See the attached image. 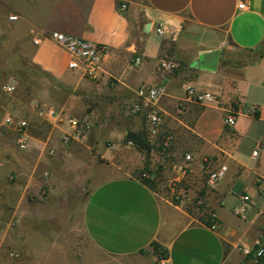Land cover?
<instances>
[{
  "label": "crops",
  "instance_id": "0c3cea01",
  "mask_svg": "<svg viewBox=\"0 0 264 264\" xmlns=\"http://www.w3.org/2000/svg\"><path fill=\"white\" fill-rule=\"evenodd\" d=\"M240 1L38 0L39 13L25 16L22 10L11 9L8 17L18 18H3L13 28V37L21 41L29 65L42 73L45 104L64 115L76 111L71 106L75 101L90 99L114 105L107 107L106 119L112 114L115 119L120 117L125 137L129 130H145L146 122L141 115L124 119L123 106L130 112L140 86L162 85L164 94L156 108L164 114L163 128L174 135L169 155L175 162H182L185 153L193 156L185 175L171 169L167 181L183 176L190 193L195 194L206 177L201 164L204 157L212 160V168L227 165L224 176L203 190L206 210L214 212L218 222L210 229L199 220L204 211L198 213L189 203L176 206L167 200L166 184L155 179L156 187L151 189L136 178L144 165L141 157L126 158L119 144H105L117 131L108 129L99 139L94 138L92 148L88 143L81 145L91 130L80 141L64 143L65 120H42L34 110L39 125L26 129L23 135L15 134L17 139H25L24 153L32 157L26 183L46 182L52 190L58 182V169L67 160L78 159L79 148L85 146L107 166L106 176L94 181L87 194L81 220L90 245L108 258V264H253L249 255L264 238V118L239 114L233 132L226 133L224 115L243 106L264 107V54L254 60L241 58L246 49L264 44V0H245L244 9L238 8ZM122 3L125 10H120ZM16 23L19 26L14 31ZM159 26L165 28L164 34L156 33ZM51 31L106 44L101 78L92 81L69 70L66 52L53 40L34 41ZM212 50L220 51L216 69L192 65L201 53ZM160 59L171 60L176 66L161 72ZM190 86L213 93L217 99L201 104L185 101ZM97 113L91 110L92 117L97 118ZM94 131L99 132L97 128ZM19 159L12 160L15 167L24 168ZM39 169L50 177H43ZM242 195H248L249 200L240 215L235 208ZM14 202L15 207L10 208L18 218L20 246L43 240L36 222L39 202ZM153 242L165 251V258L154 250ZM36 262L47 263L44 257Z\"/></svg>",
  "mask_w": 264,
  "mask_h": 264
},
{
  "label": "rangeland",
  "instance_id": "374dc122",
  "mask_svg": "<svg viewBox=\"0 0 264 264\" xmlns=\"http://www.w3.org/2000/svg\"><path fill=\"white\" fill-rule=\"evenodd\" d=\"M38 4V0H14V3H11V0H0V92L3 96L2 101L0 100V264H45L36 262L42 257L46 258V264H108V258L90 245L81 220L82 206L93 182L106 176L107 166L104 160H101L99 155L91 156L90 150L85 146L79 148L78 159L67 160L66 164L58 169V173L56 172L58 182L52 190L46 182L37 180L36 185L26 183V173L32 157L24 153L27 147L19 146L15 135L18 132L14 127L3 123L7 114L13 115L16 120H27L29 123L27 129L40 123L34 119L35 111L31 103L33 100L45 103L42 73L35 71L29 65L26 52L21 48V41L13 37V28L3 21L12 10H22L25 16L39 13L42 7ZM13 26L16 31L19 24ZM8 82L15 84L14 92L11 94H5L1 90L2 85ZM51 83L55 84L54 81ZM12 96L17 97V100L13 101ZM75 102L71 105L76 109L72 115L86 119L90 123L91 130L81 145L88 143L91 146L94 138L99 139L108 129L117 131L112 139L104 140L105 144H113V141L119 144L124 148L121 153L126 158L141 157L144 162L147 159L149 169L156 171L158 182H163L165 186V181L168 179L167 172H171L175 158L168 154L161 160L156 144L148 158H145L144 153L137 148L125 146L123 120H120V117L113 118V114L110 119H106L107 107L112 109L114 105L93 103L90 99L85 103ZM126 107L124 105L122 108L125 113L123 118L130 119L134 114L132 115ZM92 109L98 110L97 118L92 117ZM102 113L105 115L104 120ZM95 121L99 123L97 126ZM95 128L98 129V133L94 131ZM16 159H19L24 168L15 167L13 161ZM38 171L43 177H50L49 174L44 175V170ZM36 190L39 192H35ZM15 199H22V202L24 199L30 203L39 202L36 208L39 209L40 214L36 222L39 225L38 235L45 237L43 240L35 239L20 246L17 232L18 218L13 215L10 208L15 207Z\"/></svg>",
  "mask_w": 264,
  "mask_h": 264
},
{
  "label": "built area",
  "instance_id": "2783aa9c",
  "mask_svg": "<svg viewBox=\"0 0 264 264\" xmlns=\"http://www.w3.org/2000/svg\"><path fill=\"white\" fill-rule=\"evenodd\" d=\"M246 6L247 3L245 0H241L238 3L239 9H244ZM126 7V4L122 3L120 5V10H125ZM8 18L9 20H16L18 17L16 15H10ZM156 33L164 34L165 28L162 26L157 27ZM41 38H49L53 40L66 52V66L69 70L79 73L84 78L92 81H98L101 78L102 59L108 51V46L106 44L95 43L88 39L66 34L61 31L48 32L41 37L35 38L34 41L38 43ZM140 60V57L135 59L136 62H139ZM175 66L176 64L171 60L160 59L158 62V70L161 72L165 70H171ZM14 89L15 84L13 82L5 83L1 87L2 92L7 94L12 93ZM163 94L164 87L162 85L140 86L135 90L136 97L131 103L129 109L132 114L141 115L145 118L146 137L152 145L156 144L158 150L160 151V156L164 159L165 156L169 154V151L173 145L174 135L172 132L166 131L163 128L164 114L162 111L156 108V102ZM184 98L185 101L200 104L204 102H212L217 99L216 95L213 93L196 91L192 86L186 88ZM31 106L36 111L37 116L42 120H65L68 130L64 131L61 137V140L64 143L80 141L86 137L88 131L90 130V123L84 118L73 115H64L62 110L42 103L38 100H33ZM239 114H247L253 117L259 116L264 118V107L261 109L259 106L248 105L243 106L240 109H231L226 112L224 115V131L226 133L233 132V127ZM3 123L14 127V129L20 135H23L29 126L27 120H16L11 114H7L4 117ZM156 140L158 141L156 142ZM18 143L22 148L26 146L25 139L22 136L18 139ZM126 144L133 146V142L131 140H127ZM256 155L257 149L252 152L253 157ZM192 160V154L185 153L183 155V161L174 162L172 164V169L178 171L181 175H185ZM201 164L206 171V177L201 185L200 190L195 194L190 193L188 186L183 182V176H179L166 182L167 200L176 206H182L189 203L198 213L204 211V213L201 214L207 216V219L209 220V224L207 226L210 229H215L218 222L215 213L206 210L203 190L215 185L224 176L228 168L224 163H221L217 168H212V160L208 157H204L201 161ZM153 175L156 176V174ZM141 177H150V175L149 173L143 171L141 173ZM248 200V195H242L241 203L235 208V213L243 215L248 205Z\"/></svg>",
  "mask_w": 264,
  "mask_h": 264
},
{
  "label": "trees",
  "instance_id": "16d2710c",
  "mask_svg": "<svg viewBox=\"0 0 264 264\" xmlns=\"http://www.w3.org/2000/svg\"><path fill=\"white\" fill-rule=\"evenodd\" d=\"M263 54H264V44L254 48L246 49L244 53L241 55V58L247 57L251 60H254L261 57ZM124 138L125 141L131 140L133 142V146L144 153L145 158L149 157L151 150L154 148V146L148 141L144 129L140 131L129 130L125 134ZM143 171L149 173L150 177H141V173ZM153 174H157V173L156 171L153 172L149 169V161H147L146 159L143 168L137 172L136 178L139 181H141L143 184L150 187L151 189H154L156 187L155 179L157 178V176H154ZM199 220L206 225L209 224V220L207 219L206 215H201ZM152 247L154 248L155 251L158 250L161 258L166 257L165 251L156 242L152 243ZM249 257L253 259V264H264V238L258 245L255 246V250L253 251L252 254L249 255Z\"/></svg>",
  "mask_w": 264,
  "mask_h": 264
},
{
  "label": "water",
  "instance_id": "95a60500",
  "mask_svg": "<svg viewBox=\"0 0 264 264\" xmlns=\"http://www.w3.org/2000/svg\"><path fill=\"white\" fill-rule=\"evenodd\" d=\"M149 29V23L146 24L145 32ZM219 50H212L208 52L201 53L192 65L200 67L202 69L214 70L218 65L219 60Z\"/></svg>",
  "mask_w": 264,
  "mask_h": 264
}]
</instances>
